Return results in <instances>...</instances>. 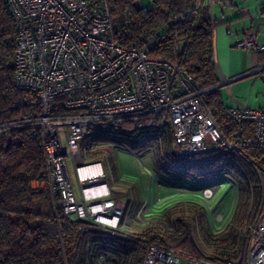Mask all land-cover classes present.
Returning a JSON list of instances; mask_svg holds the SVG:
<instances>
[{"label":"built area","instance_id":"1","mask_svg":"<svg viewBox=\"0 0 264 264\" xmlns=\"http://www.w3.org/2000/svg\"><path fill=\"white\" fill-rule=\"evenodd\" d=\"M5 1L16 26L14 86L34 93L40 112L33 119L0 126V133L4 128L22 126L37 133L45 157L44 173L32 181L31 189H47L55 209L99 228L119 231L123 238L151 226L174 232L176 227L166 228L152 218L159 208L153 200L145 199L135 206L133 197L113 195L116 184L109 156L97 150L104 143L113 149L119 147L110 136L98 133L125 119L148 115L168 124L180 155L213 149L225 151L223 161L231 153L252 161L248 150L264 155V108L244 104L230 108L231 120L252 123L254 134L249 140L228 139L203 99L205 91L193 78L175 61L148 56L151 38L142 47L116 43L106 0H98L96 5L88 0ZM230 2L215 0L221 6ZM134 7L140 13L147 11L140 1H135ZM257 36L256 30L247 32L237 49L264 53ZM257 70L264 71V66ZM253 165L259 177L261 204L255 219L245 222L237 233L242 247L236 257L215 253L205 243L197 219L187 214L182 220L190 224L201 256L186 255L156 242L147 249L143 264H264V170L255 162ZM222 185L216 178L202 190V199H213ZM213 210L206 209L208 214ZM142 219L143 225L132 227V222ZM222 220V215L216 219Z\"/></svg>","mask_w":264,"mask_h":264},{"label":"trees","instance_id":"2","mask_svg":"<svg viewBox=\"0 0 264 264\" xmlns=\"http://www.w3.org/2000/svg\"><path fill=\"white\" fill-rule=\"evenodd\" d=\"M135 1L140 0H106L116 43L142 47L151 38L148 56L175 61L193 78L205 91L203 99L220 131L230 140L251 139L252 123L232 121L223 104L213 59L214 25L203 0H150V8L141 3L145 13L135 9ZM88 3L96 5L98 0ZM15 36L10 8L0 0V126L33 119L40 112L37 96L14 86ZM98 135L110 136L119 148L132 152L149 147L161 169L181 182L208 186L216 178L231 180L237 187L238 201L223 231L212 232L206 209L194 203H187L188 213L178 214V204L156 209L158 213L152 218L166 228L176 227L173 233L151 226L123 238L119 231L84 224L55 209L47 189H31L32 181L42 177L45 162L34 129L4 128L0 133V264H143L147 249L156 242L186 255L201 256L190 224L182 220L187 214L197 219L205 243L215 253L238 255L242 245L237 233L260 209L262 193L253 163L264 170V155L248 150L253 162L235 153L223 161V149L180 155L170 126L148 115L105 127Z\"/></svg>","mask_w":264,"mask_h":264},{"label":"rangeland","instance_id":"3","mask_svg":"<svg viewBox=\"0 0 264 264\" xmlns=\"http://www.w3.org/2000/svg\"><path fill=\"white\" fill-rule=\"evenodd\" d=\"M140 1L144 6L150 8V0ZM257 75H260V77L252 76V83L243 87L246 95L244 98L251 96L250 106L255 109L264 108V73ZM97 152L98 154L105 153L109 156L112 172L115 176L114 184H116V189L114 191L117 192L115 197L123 199L133 197L132 200L135 206L137 204L136 195L139 194L141 197L144 196L145 199L152 200L154 198V204L159 207L156 209H167L178 204L180 207L179 211H177L178 214L188 213V207L190 206L187 203H194L196 207L199 206L204 209L210 207L215 210V212L207 215L211 231L220 233L225 228L226 223H228L233 208L238 201L236 185L228 178L223 177V185L214 198L210 201L203 200L201 192L206 185L186 181L181 182L175 179L174 176L166 174L157 163L153 151L147 146L132 152L122 147L113 149L109 144L104 143ZM70 170L72 172V182L76 184L74 171L73 169ZM125 187H130V190ZM157 199L159 200L157 201ZM157 213L158 211L154 210L152 216ZM219 215L223 217L221 222L216 221ZM144 220L147 221L145 218ZM144 220L132 222V227L136 228V226L143 225ZM138 230L140 231L141 229L134 231ZM200 233L203 235L201 231Z\"/></svg>","mask_w":264,"mask_h":264},{"label":"crops","instance_id":"4","mask_svg":"<svg viewBox=\"0 0 264 264\" xmlns=\"http://www.w3.org/2000/svg\"><path fill=\"white\" fill-rule=\"evenodd\" d=\"M203 3L209 8L214 25L213 59L223 104L228 109L238 104L255 109L250 106L251 96L244 98L243 87L252 83V76L260 77L257 74L264 73L257 70L264 65V53L240 51L236 45L247 32L256 30L257 43L264 46V0H231L225 6L216 4L215 0H203ZM116 193L113 191V195ZM138 195L136 205L140 206L145 197Z\"/></svg>","mask_w":264,"mask_h":264},{"label":"water","instance_id":"5","mask_svg":"<svg viewBox=\"0 0 264 264\" xmlns=\"http://www.w3.org/2000/svg\"><path fill=\"white\" fill-rule=\"evenodd\" d=\"M82 223L84 224H92L90 221H86V220H80Z\"/></svg>","mask_w":264,"mask_h":264}]
</instances>
